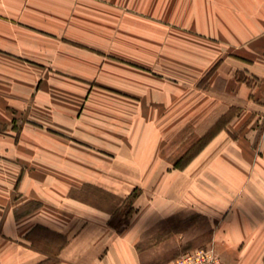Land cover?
Instances as JSON below:
<instances>
[{"label": "crops", "instance_id": "obj_1", "mask_svg": "<svg viewBox=\"0 0 264 264\" xmlns=\"http://www.w3.org/2000/svg\"><path fill=\"white\" fill-rule=\"evenodd\" d=\"M252 108L264 0H0V264H147L175 241L167 264L190 212L223 264H264ZM90 191L145 200L117 228Z\"/></svg>", "mask_w": 264, "mask_h": 264}, {"label": "rangeland", "instance_id": "obj_2", "mask_svg": "<svg viewBox=\"0 0 264 264\" xmlns=\"http://www.w3.org/2000/svg\"><path fill=\"white\" fill-rule=\"evenodd\" d=\"M250 82L254 83L256 81H253L250 78ZM257 83V82H256ZM252 98V97H251ZM253 99V98H252ZM250 99L251 103H256L255 100ZM239 105L234 104L231 108H229L225 113H223L216 121V123L210 127L200 138H203L210 130H216L219 131L222 128H224V125L230 120V118H234L239 113ZM251 111H248V117L250 116V119L256 120L257 123L260 124L258 126V131L255 134V140L253 142V147L255 151L260 152L264 149V112H260L256 110V108L250 109ZM246 114V113H245ZM204 140L194 139L193 142H185L182 145V151L178 150V159L174 160V164L176 165V162H178L180 165L187 164L186 162L188 159L191 158V156L200 148L203 147ZM181 147V146H180ZM263 147V148H262ZM181 149V148H180ZM180 167V166H179ZM88 195L91 197V199H96L98 201L104 202L107 205H111L114 208V214L112 217V222L117 228H121L124 226V224L128 220V215L133 211L135 208L133 205V201L136 199L137 203H143L145 200V197L142 196V198L138 197L140 193H134L132 196L129 197H118L116 195H112L110 193H101V192H89ZM188 222H186L185 225V235L186 240L184 242V247L182 250L187 251L191 248L195 247H204L209 246L213 247L212 244H208V239L211 235V224H209V221L206 219V217L194 214L190 212L188 216L186 217ZM168 243V244H166ZM156 248L153 249V252H158L159 254H153L147 257V264H166L165 262L171 258H173V254L175 250V241L174 242H165L161 244L160 242L156 243ZM163 245L167 247V250H161L160 246ZM214 248V247H213ZM181 247H179L178 250H180ZM160 251L163 252V254L160 253ZM146 258V257H144ZM220 258V256H219ZM221 259V258H220Z\"/></svg>", "mask_w": 264, "mask_h": 264}, {"label": "built area", "instance_id": "obj_3", "mask_svg": "<svg viewBox=\"0 0 264 264\" xmlns=\"http://www.w3.org/2000/svg\"><path fill=\"white\" fill-rule=\"evenodd\" d=\"M167 264H223L213 247H195L189 249Z\"/></svg>", "mask_w": 264, "mask_h": 264}, {"label": "trees", "instance_id": "obj_4", "mask_svg": "<svg viewBox=\"0 0 264 264\" xmlns=\"http://www.w3.org/2000/svg\"><path fill=\"white\" fill-rule=\"evenodd\" d=\"M217 132H218V131H216V130H215V131H214V130H210V131H209V132H208L203 138H199V141H200V140H204V142H202V143H203V147L207 144V142H208V141H209V140H210V139H211V138H212ZM203 147H202V148H203ZM202 148H200V149H202ZM200 149H199V150H200ZM199 150H197L194 154H196ZM194 154H193V155H194ZM193 155H192V156H193ZM192 156H191V157H192ZM189 161H190V159H188V161H187L186 163H188ZM183 165H184V164H183ZM176 166H178V167L180 166V167H181L182 165H180L178 162H176Z\"/></svg>", "mask_w": 264, "mask_h": 264}]
</instances>
